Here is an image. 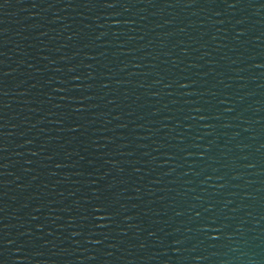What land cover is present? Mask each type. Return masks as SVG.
Listing matches in <instances>:
<instances>
[{
  "label": "water",
  "instance_id": "1",
  "mask_svg": "<svg viewBox=\"0 0 264 264\" xmlns=\"http://www.w3.org/2000/svg\"><path fill=\"white\" fill-rule=\"evenodd\" d=\"M0 264H264V0H0Z\"/></svg>",
  "mask_w": 264,
  "mask_h": 264
}]
</instances>
